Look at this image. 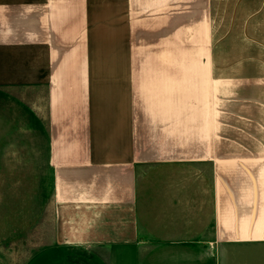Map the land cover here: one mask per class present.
Wrapping results in <instances>:
<instances>
[{
	"label": "crops",
	"instance_id": "crops-1",
	"mask_svg": "<svg viewBox=\"0 0 264 264\" xmlns=\"http://www.w3.org/2000/svg\"><path fill=\"white\" fill-rule=\"evenodd\" d=\"M251 2L0 0V245L29 233L20 264H264L263 112L240 129L230 104L264 76L215 25L216 3Z\"/></svg>",
	"mask_w": 264,
	"mask_h": 264
},
{
	"label": "rangeland",
	"instance_id": "rangeland-1",
	"mask_svg": "<svg viewBox=\"0 0 264 264\" xmlns=\"http://www.w3.org/2000/svg\"><path fill=\"white\" fill-rule=\"evenodd\" d=\"M216 31L220 38V55L226 58L249 59L258 63L254 67H240L241 71L253 70L263 73L264 76V2L251 3H216ZM248 32L247 35L243 34ZM246 37L251 38L247 41ZM249 42V43H248ZM240 62H244L240 61ZM260 62V63H259ZM238 70L239 68H235ZM247 100L241 96L254 97ZM232 94V107L241 106L247 114H232L231 121L240 129L254 125L253 117L259 119L258 111L262 108V123L264 137V77L262 97L258 98V91L252 92L246 88V92L236 97ZM251 111V114L248 113ZM254 112H257L256 114ZM259 122V120H258ZM31 236L25 234L17 240L0 245L1 262L5 264H20L24 257L32 250Z\"/></svg>",
	"mask_w": 264,
	"mask_h": 264
}]
</instances>
